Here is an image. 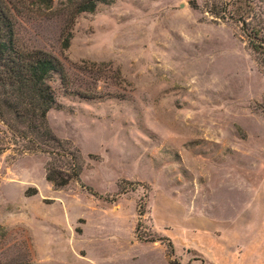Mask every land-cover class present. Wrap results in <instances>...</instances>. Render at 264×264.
<instances>
[{
	"label": "rangeland",
	"instance_id": "374dc122",
	"mask_svg": "<svg viewBox=\"0 0 264 264\" xmlns=\"http://www.w3.org/2000/svg\"><path fill=\"white\" fill-rule=\"evenodd\" d=\"M79 1L16 16L65 69L46 120L71 156L0 120V264H264V54L236 20L264 32V0L232 17L224 0H95L68 22ZM73 160L77 179H46Z\"/></svg>",
	"mask_w": 264,
	"mask_h": 264
},
{
	"label": "trees",
	"instance_id": "16d2710c",
	"mask_svg": "<svg viewBox=\"0 0 264 264\" xmlns=\"http://www.w3.org/2000/svg\"><path fill=\"white\" fill-rule=\"evenodd\" d=\"M106 1V0H99ZM33 3L51 10L52 0H0V120L11 135L25 142L28 150L47 153L58 158L71 156L66 149L67 142L56 138L47 125L46 115L55 104L54 92L48 83L49 75L57 72L63 85L67 75L60 60L53 54L39 48L28 47L17 35L16 16L27 3ZM237 0H224L221 10L232 17L229 5ZM95 0H81L69 11L66 20L80 12H91ZM248 38L251 48L264 54V32L251 26L242 14L236 17ZM70 33L66 31L61 45L67 47ZM81 97L93 98L85 93ZM70 171L55 175L54 169H47L46 179L57 187L64 186L71 179H77L80 168L74 160ZM140 215L142 212L139 213Z\"/></svg>",
	"mask_w": 264,
	"mask_h": 264
}]
</instances>
